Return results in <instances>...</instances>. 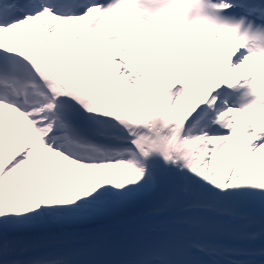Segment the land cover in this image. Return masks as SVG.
<instances>
[{
	"label": "snow or ice",
	"instance_id": "1",
	"mask_svg": "<svg viewBox=\"0 0 264 264\" xmlns=\"http://www.w3.org/2000/svg\"><path fill=\"white\" fill-rule=\"evenodd\" d=\"M0 264H264V0H0Z\"/></svg>",
	"mask_w": 264,
	"mask_h": 264
},
{
	"label": "bare ground",
	"instance_id": "2",
	"mask_svg": "<svg viewBox=\"0 0 264 264\" xmlns=\"http://www.w3.org/2000/svg\"><path fill=\"white\" fill-rule=\"evenodd\" d=\"M151 223H152V224H158V222H157V221H152Z\"/></svg>",
	"mask_w": 264,
	"mask_h": 264
}]
</instances>
